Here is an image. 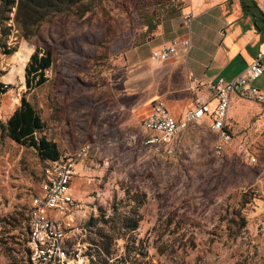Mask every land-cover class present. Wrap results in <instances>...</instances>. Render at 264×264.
I'll list each match as a JSON object with an SVG mask.
<instances>
[{"label": "rangeland", "instance_id": "rangeland-1", "mask_svg": "<svg viewBox=\"0 0 264 264\" xmlns=\"http://www.w3.org/2000/svg\"><path fill=\"white\" fill-rule=\"evenodd\" d=\"M184 1L99 0L81 17L49 18L28 39L11 29L6 43L14 50L0 53V83L7 85L0 121L23 97L42 121L36 135L52 141L58 155L100 142L98 157L75 166L78 212L71 216L84 228L81 239L106 244V264H264V229L255 214L264 198V105L229 102V140L218 155L213 135L196 122L176 131L171 152H155L142 143L138 122L127 125L126 110L116 108L134 100L120 95L131 84L121 65L125 49L159 25L180 24ZM33 47L48 50L51 61L45 81L27 90L22 69ZM40 166L31 147L0 136V264L23 261L24 218ZM64 230L77 240L78 232Z\"/></svg>", "mask_w": 264, "mask_h": 264}, {"label": "crops", "instance_id": "crops-1", "mask_svg": "<svg viewBox=\"0 0 264 264\" xmlns=\"http://www.w3.org/2000/svg\"><path fill=\"white\" fill-rule=\"evenodd\" d=\"M182 14L186 18L180 24L159 25L147 39L126 48L122 56V68L129 74L124 81L130 80L131 84L123 87L120 95H134V100L127 105L119 101L116 108L119 111L125 109V123L133 127L138 122L139 129L146 135L149 132L139 125L141 118L139 121L138 118L148 111L151 101H161L168 114L178 120L181 113L192 105L196 95L207 96V83L217 77L232 78L256 52L261 54L262 71L250 84L261 92L263 100L260 103L264 105V1L185 0ZM172 37L186 38L187 48L177 47L174 54L162 61L148 57L150 50ZM143 45H148L146 53L139 51ZM235 98L241 99L232 94L229 102ZM207 122L208 116L204 115L196 123L206 128ZM99 153L87 157H98ZM74 188V181H71L70 196L75 192ZM255 214L264 229V198L256 205ZM81 216L82 213L77 219Z\"/></svg>", "mask_w": 264, "mask_h": 264}, {"label": "built area", "instance_id": "built-area-1", "mask_svg": "<svg viewBox=\"0 0 264 264\" xmlns=\"http://www.w3.org/2000/svg\"><path fill=\"white\" fill-rule=\"evenodd\" d=\"M185 18L186 15L182 14V20ZM187 46L186 38H170L150 50L148 57L162 61L174 54L177 47L186 49ZM260 55L256 52L232 78L224 80L217 77L207 83V96L196 95L192 105L181 113L178 120L168 114L161 101H151L148 111L139 121V125L149 132L142 143L155 152H171L177 145L176 131L207 115L206 129L213 135L212 151L218 155L229 140L225 120L230 96L237 94L259 103L263 100L261 92L250 84L262 71ZM100 146V142L95 140L85 141L72 152H62L56 159L41 164L37 193L30 198L26 209L24 264H86L88 256L83 254L86 243L80 238L83 231L71 216L78 205L70 196L69 183L75 175L76 162L88 154L95 155ZM235 151L243 159L246 158L241 145L237 144ZM65 228L78 232L77 240L71 242Z\"/></svg>", "mask_w": 264, "mask_h": 264}, {"label": "trees", "instance_id": "trees-1", "mask_svg": "<svg viewBox=\"0 0 264 264\" xmlns=\"http://www.w3.org/2000/svg\"><path fill=\"white\" fill-rule=\"evenodd\" d=\"M97 1L99 0H0V53L9 54L14 50L6 43L11 29L22 39H28L35 36L39 25L49 18L55 15L81 17L90 11ZM148 27L151 28L150 25ZM50 61L48 50L32 48L22 69L23 85L27 90L45 81L43 72L49 67ZM6 86L0 83V92H3ZM41 127L42 121L35 109L23 97H19L17 106L3 122L0 121V136L3 135L15 143L31 147L42 164L44 161L56 159L58 151L52 141L44 138L42 134L36 135ZM119 221L120 225H127L126 220ZM87 224L88 221L84 223L85 227ZM24 225L27 232L26 216ZM127 227L132 229L134 223H129ZM81 228L84 232V228ZM97 236L100 237L98 234ZM82 241L86 243L83 251V254L88 256L86 264H106L104 254L108 252L105 243L103 245L99 243L98 246L97 242L90 243L84 239ZM25 255L26 245L21 264L25 262ZM122 263L127 264V260H123Z\"/></svg>", "mask_w": 264, "mask_h": 264}]
</instances>
